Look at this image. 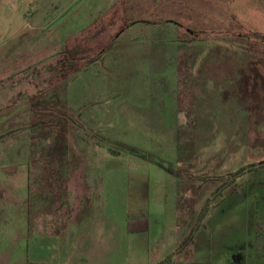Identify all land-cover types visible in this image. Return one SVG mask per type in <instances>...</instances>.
Here are the masks:
<instances>
[{
  "label": "rangeland",
  "instance_id": "1",
  "mask_svg": "<svg viewBox=\"0 0 264 264\" xmlns=\"http://www.w3.org/2000/svg\"><path fill=\"white\" fill-rule=\"evenodd\" d=\"M252 65L264 0H0V264H264Z\"/></svg>",
  "mask_w": 264,
  "mask_h": 264
},
{
  "label": "trees",
  "instance_id": "2",
  "mask_svg": "<svg viewBox=\"0 0 264 264\" xmlns=\"http://www.w3.org/2000/svg\"><path fill=\"white\" fill-rule=\"evenodd\" d=\"M67 54H69V52H67ZM85 62V57L77 58L71 55H65L63 58L58 59L54 65L48 66V68L49 70L58 73L57 80L58 82H60L59 80L68 79L77 71L82 70L84 67H86ZM241 71L242 76L237 82L239 89L238 91L240 93L239 100L242 104H244L245 99L247 100V98L250 97L251 99L249 101L251 103L246 105V109L255 114L263 107L258 96L259 90L261 88L264 89V75L261 73L260 69L258 67H255L254 65H252L248 71H245L243 69ZM51 84L53 83L51 82ZM33 103L36 102L34 101ZM134 151L138 152V150ZM168 169H170V167H168ZM2 196L3 192H1L0 190V197ZM147 228V225L143 227V229Z\"/></svg>",
  "mask_w": 264,
  "mask_h": 264
}]
</instances>
